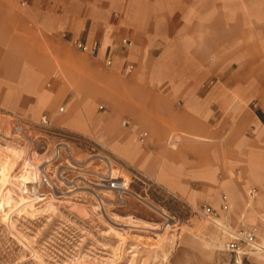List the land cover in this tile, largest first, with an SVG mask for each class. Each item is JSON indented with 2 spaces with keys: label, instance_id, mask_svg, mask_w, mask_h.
Instances as JSON below:
<instances>
[{
  "label": "crops",
  "instance_id": "1",
  "mask_svg": "<svg viewBox=\"0 0 264 264\" xmlns=\"http://www.w3.org/2000/svg\"><path fill=\"white\" fill-rule=\"evenodd\" d=\"M0 106L193 207L222 213L225 195L264 245V0H0Z\"/></svg>",
  "mask_w": 264,
  "mask_h": 264
},
{
  "label": "rangeland",
  "instance_id": "2",
  "mask_svg": "<svg viewBox=\"0 0 264 264\" xmlns=\"http://www.w3.org/2000/svg\"><path fill=\"white\" fill-rule=\"evenodd\" d=\"M37 122L0 106V264H230L217 227L137 182L119 201L96 185L106 166L92 150ZM41 174L51 187L31 190Z\"/></svg>",
  "mask_w": 264,
  "mask_h": 264
},
{
  "label": "built area",
  "instance_id": "3",
  "mask_svg": "<svg viewBox=\"0 0 264 264\" xmlns=\"http://www.w3.org/2000/svg\"><path fill=\"white\" fill-rule=\"evenodd\" d=\"M71 43L75 48L82 52L89 53L92 56L96 55L98 47L97 42H93L91 45L87 46L83 41L74 39L71 41ZM121 43L125 46L131 44L130 40L128 39H122ZM111 63L112 61L110 59L106 60L105 62L106 66H110ZM132 69L133 65H129L126 68V71L131 72ZM208 83L210 84L212 83V81H209ZM254 106H256V104L253 103L252 107ZM126 122L127 121L124 120L123 123ZM36 124L38 125V128L42 129L45 132L51 133L61 139H66L71 142H79L86 148L92 150L93 154L99 157L101 162H103L106 166L105 172L100 175L99 181L96 185L101 188H106L108 190L114 191L119 201H122L124 199V196L128 191L129 182H137L141 185L143 191H154L166 195L167 197L178 201L179 203H182L186 207L190 208L191 212H194L200 218L217 227L225 237L223 250L229 256L231 264H245V261L251 252L261 253L262 251H264V246H260L261 243L256 240L255 228L245 227L243 221L240 222L239 226L236 228L230 225L229 205L227 202V197L225 195H222L221 197L222 213L205 203L197 207H193L182 202L176 195L158 185L155 180L147 178L140 172L124 164V162L119 160L108 149L103 147L101 144L91 140L87 136L71 132L63 128L54 127L48 122L46 116H42ZM145 135L146 133L142 134V136ZM63 145L65 144L62 143L59 144L58 147H56V154H59L60 149L63 147ZM121 170H124V174H127L126 184L122 183L123 178H120V180L111 178L113 176V171L115 172ZM39 181L40 185L36 183L34 186H29L30 189L36 191L40 186L46 185L51 187V184L53 183L51 182V178L46 176V174H41V178ZM256 194L257 189L251 188L248 193V201L250 202V200L253 199ZM262 215H264V213H262Z\"/></svg>",
  "mask_w": 264,
  "mask_h": 264
},
{
  "label": "bare ground",
  "instance_id": "4",
  "mask_svg": "<svg viewBox=\"0 0 264 264\" xmlns=\"http://www.w3.org/2000/svg\"><path fill=\"white\" fill-rule=\"evenodd\" d=\"M64 146V145H63ZM24 166H25V164H24ZM23 175L25 176V172L23 173ZM40 182V181H39ZM260 246H264V245H262V244H260ZM258 255H264V251H262L261 253H258Z\"/></svg>",
  "mask_w": 264,
  "mask_h": 264
}]
</instances>
